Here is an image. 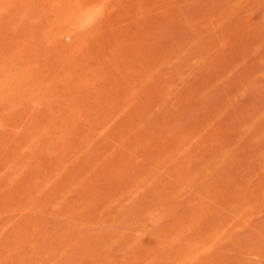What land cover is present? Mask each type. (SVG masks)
Wrapping results in <instances>:
<instances>
[{
	"label": "rangeland",
	"instance_id": "obj_1",
	"mask_svg": "<svg viewBox=\"0 0 264 264\" xmlns=\"http://www.w3.org/2000/svg\"><path fill=\"white\" fill-rule=\"evenodd\" d=\"M0 264H264V0H0Z\"/></svg>",
	"mask_w": 264,
	"mask_h": 264
},
{
	"label": "bare ground",
	"instance_id": "obj_2",
	"mask_svg": "<svg viewBox=\"0 0 264 264\" xmlns=\"http://www.w3.org/2000/svg\"><path fill=\"white\" fill-rule=\"evenodd\" d=\"M46 44V43H45ZM47 89V88H46Z\"/></svg>",
	"mask_w": 264,
	"mask_h": 264
}]
</instances>
